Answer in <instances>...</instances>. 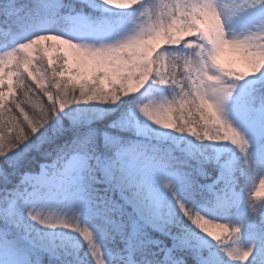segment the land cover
Segmentation results:
<instances>
[{"label":"snow or ice","instance_id":"obj_1","mask_svg":"<svg viewBox=\"0 0 264 264\" xmlns=\"http://www.w3.org/2000/svg\"><path fill=\"white\" fill-rule=\"evenodd\" d=\"M0 264H264V0H0Z\"/></svg>","mask_w":264,"mask_h":264},{"label":"trees","instance_id":"obj_2","mask_svg":"<svg viewBox=\"0 0 264 264\" xmlns=\"http://www.w3.org/2000/svg\"><path fill=\"white\" fill-rule=\"evenodd\" d=\"M47 63V60H45V64ZM33 87H34V85H33ZM44 103H47V99L45 98L44 99Z\"/></svg>","mask_w":264,"mask_h":264}]
</instances>
